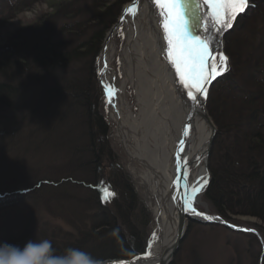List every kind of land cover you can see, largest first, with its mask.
<instances>
[{"label":"trees","instance_id":"trees-1","mask_svg":"<svg viewBox=\"0 0 264 264\" xmlns=\"http://www.w3.org/2000/svg\"><path fill=\"white\" fill-rule=\"evenodd\" d=\"M40 1L0 0V32ZM132 1L63 0L0 43V119L28 88L37 91L22 118L3 117L9 127L0 126V141L7 136L20 140L28 131L40 146L49 142L43 136L62 132L60 143L69 147L76 165L24 188L36 198L48 196L49 203L58 200V191L74 186L93 194L92 225L71 248L101 262L144 253L150 239L152 214L131 175L118 165L108 175L98 170L101 159L115 156L110 126L98 109V55L107 32ZM224 50L229 67L214 81L207 103L218 131L204 198L226 221L238 215L257 218L261 224L248 235L263 246L264 258V0H248L225 32ZM4 143L10 147L12 141ZM20 195L0 199L11 203L29 197Z\"/></svg>","mask_w":264,"mask_h":264},{"label":"bare ground","instance_id":"bare-ground-1","mask_svg":"<svg viewBox=\"0 0 264 264\" xmlns=\"http://www.w3.org/2000/svg\"><path fill=\"white\" fill-rule=\"evenodd\" d=\"M193 2L182 0L189 4V31L209 41L219 67L218 54L226 56L220 31L227 27L209 18L204 32L198 17L208 16L211 10H197L194 19ZM160 13L154 0H133L126 5L99 57L103 86L115 93L111 103L106 96L109 119L130 157V170L155 222L144 253L107 264H160L178 231L179 204L186 207L188 201L195 208L192 212L186 207L187 219H204L198 204L209 180L206 158L212 128L199 113L197 102L187 96L169 61ZM121 27L126 37L119 49L115 37ZM117 55L122 61L120 76L113 67ZM128 87L135 91L138 112L126 98Z\"/></svg>","mask_w":264,"mask_h":264},{"label":"rangeland","instance_id":"rangeland-1","mask_svg":"<svg viewBox=\"0 0 264 264\" xmlns=\"http://www.w3.org/2000/svg\"><path fill=\"white\" fill-rule=\"evenodd\" d=\"M61 1L63 0L40 1L34 4L30 10H25L16 17L11 18L0 32V43L7 40L8 36L16 29L31 24L41 14L52 11V5L58 4ZM228 28H225L224 32ZM111 29L106 34L101 51ZM125 37L123 28H119L115 37L119 49H122ZM101 51L98 55V79L102 93L100 94L101 98L98 102V109L105 116L110 126L108 139L115 156L111 160L109 158L103 159L102 164H106L107 167H103L102 172L98 170L101 175H108L110 170L115 169L118 165L131 175L139 196L145 201L130 170V157L123 142L116 134L115 126L109 119L108 100L100 71L99 57ZM113 67L119 76L120 74L123 75L121 71L122 61L119 55L114 58ZM36 92L33 87L28 88L23 96L18 98L15 106H13L15 109L4 110V114L0 119V126L9 127L8 123L5 122L6 119H3L5 116L7 118H22L25 106L36 95ZM126 93V98L132 105L134 112H138L139 106L136 102L134 89L128 87ZM92 108L95 110L94 103ZM60 133L55 134L56 138L53 136L54 134L43 136L49 139V142L40 146H36L39 138L36 135L33 136L28 131H24L21 134L20 140L16 136L15 138L7 136L3 142L2 140L0 141V194L5 193L2 196L12 195V197L16 198H21L20 194L29 195L28 198L22 200L13 199L11 203H6L0 199V241H7L23 247L28 240L38 242L47 239L51 241L54 253L56 254L58 251L66 250L68 246L69 248L72 247L77 239L87 234V230L93 222L92 214L97 210L94 207V195L88 190L78 189L75 186L74 188H69L67 191L61 190L57 192L60 195L58 200H51L49 203L48 196L42 195L36 198L37 196H34L32 191L26 192L24 188V184H27V182L34 183L42 179L45 180L47 177L56 178L58 174L62 175L65 172L67 166L71 169V167L76 165V158L70 152L69 147L61 145L60 141L63 140V137ZM35 137L36 139H34ZM11 141L10 147H6L4 142L9 143ZM16 143L17 145L14 146ZM112 165H114V168H110ZM2 196L0 195V198ZM198 208L211 215H219L205 200L204 193L202 202L198 204ZM149 210L152 214L150 226L151 239L155 222L153 213L150 208ZM188 221L189 227L186 235L169 264H264V258H261L263 246H259L255 240H250L249 231L232 229L215 222L203 223L195 219H188ZM228 222L238 228L249 230H257L255 224H261L257 218L244 215L233 216V219ZM128 259L132 258H117L109 261L105 259L103 262H101V259H96L95 261L97 264H107L113 261Z\"/></svg>","mask_w":264,"mask_h":264},{"label":"snow or ice","instance_id":"snow-or-ice-1","mask_svg":"<svg viewBox=\"0 0 264 264\" xmlns=\"http://www.w3.org/2000/svg\"><path fill=\"white\" fill-rule=\"evenodd\" d=\"M154 3L161 9L169 61L175 67L180 82L187 90V96L195 103L201 95L206 94L207 83L228 70V57L222 53L218 54V67L209 41L190 33L189 18L186 15V12H189L188 3H182V0H154ZM191 4L193 5L191 17L194 19L197 18V10L203 11L205 8L211 10L208 16L198 17L201 29L207 32L209 18L221 28L230 27L236 14L248 7V0H194ZM105 93L111 103V96L115 93L110 89H105ZM186 207L189 211H196L188 201Z\"/></svg>","mask_w":264,"mask_h":264},{"label":"clouds","instance_id":"clouds-1","mask_svg":"<svg viewBox=\"0 0 264 264\" xmlns=\"http://www.w3.org/2000/svg\"><path fill=\"white\" fill-rule=\"evenodd\" d=\"M0 264H97L91 255L79 248H68L56 255L51 241L28 240L23 247L0 241Z\"/></svg>","mask_w":264,"mask_h":264},{"label":"water","instance_id":"water-1","mask_svg":"<svg viewBox=\"0 0 264 264\" xmlns=\"http://www.w3.org/2000/svg\"><path fill=\"white\" fill-rule=\"evenodd\" d=\"M125 7H124V9H125ZM217 26H218V24H217ZM220 33H221V35H220L221 36V40H222L223 45H224V35H225V32L224 31H220ZM220 75L221 74H218L214 79L210 80L207 83V85H206V94L201 95L200 98H199V100L197 101V104H198V107H199V113L201 114V116L206 120V122L212 128V135H211V138H210L209 149H208L207 158H206V170H207V172L209 174V180L207 182V185L205 187V190L208 188V186L210 184V181H211V173H210V169H209V157H210V154H211V151H212L213 142L215 140V137H216V134H217V131H218V128H217L215 122L213 121V119H212L209 111H208L207 103H208V97H209L210 89H211L214 81ZM92 107H93V105H92ZM196 112H198V108H197V111ZM193 116L194 115H192V117ZM98 169L100 170V172H102V164L99 165V168ZM177 211H178V216H179V219H178V231L176 233V237L174 238V241L172 242V244H170L165 249V253L161 257V258H164V259L160 261V264H169L170 261H171V259L174 258L176 252L178 251V249L180 247L181 241L184 239V237L186 235V232H187V229L189 227V221L186 218L187 211H186L185 205L183 203L182 204H179L177 206ZM199 213H200V215L203 216L204 219H202V218L201 219L200 218H191V219H195V220H197L199 222H203V223H213V222H215V223H221V224H223V225H225L227 227H230L232 229H240V230H243V231H255V230H252V229L249 230V229H244V228H238V227L232 225L230 222L224 220L223 218H221L217 214L216 215H211L210 213L205 212V211L204 212L203 211H200Z\"/></svg>","mask_w":264,"mask_h":264},{"label":"flooded vegetation","instance_id":"flooded-vegetation-1","mask_svg":"<svg viewBox=\"0 0 264 264\" xmlns=\"http://www.w3.org/2000/svg\"><path fill=\"white\" fill-rule=\"evenodd\" d=\"M102 162H103V159L100 160L99 165L102 164ZM109 165H110V164H109ZM103 167H107V165H106V164H102V168H103ZM110 168H114V165L110 166Z\"/></svg>","mask_w":264,"mask_h":264}]
</instances>
